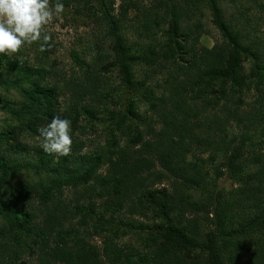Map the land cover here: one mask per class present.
Instances as JSON below:
<instances>
[{
    "label": "trees",
    "instance_id": "obj_1",
    "mask_svg": "<svg viewBox=\"0 0 264 264\" xmlns=\"http://www.w3.org/2000/svg\"><path fill=\"white\" fill-rule=\"evenodd\" d=\"M91 1L62 0L65 13L71 10L69 13L78 16H98L100 12L108 22L107 34L114 43L116 60L113 65L122 76V94L109 92L110 82L103 77L99 57L84 77L72 75L62 86H52L48 56L52 42L43 52L34 43L17 55L0 56L6 75L29 70L24 76L38 77L30 103L4 101L6 110L17 116L19 123L0 134V185L7 184L20 169H32L41 178L39 187L20 192L12 213L21 217L9 218V225L0 230V264H132L116 240L125 235L128 225H135L136 221L129 219L134 214L163 219L156 224L157 235L163 241L156 244L154 264L235 262L241 237L252 231L264 233V159L257 153L247 157L245 150L258 132L264 136V53L248 41L246 33L233 22L236 18L224 17L220 0H123L117 14L110 11L106 0H98L100 8H93ZM204 6L211 11L223 37L213 47L199 45L203 34L199 21L183 26L186 18ZM131 10L135 12L132 17ZM132 20L137 23L130 25L141 31L163 28L160 43L141 52L128 43L124 33ZM28 49L34 57L43 58L30 64L24 57ZM249 60L250 72L246 73L245 62ZM214 62L219 68L202 71L203 64ZM137 65L152 72L147 81L136 78L133 67ZM151 79L154 87H149ZM0 81L7 84V77H0ZM162 84L169 94L158 96L155 88ZM251 91L260 94L257 110L242 113L238 107L229 106L223 117L217 112L205 115L213 101L215 106L228 94L235 104H246L245 96ZM113 96L121 100L118 111L107 108ZM61 97L67 100L66 105ZM142 100L157 117L156 125L148 126L147 131L139 111ZM101 113L116 137L108 141L107 147L100 145L83 154L86 141L76 132H96ZM54 116L72 122L69 156L56 158L42 147L29 148L21 142L23 138L39 137L38 129ZM234 120L244 125L241 144L234 143L226 131L229 124L234 126ZM117 130L122 134L127 131L141 148L131 153L130 148L121 146ZM32 150L37 159L17 160L18 153ZM208 151L207 160L222 157L225 173L240 184L228 190L227 197L210 187L221 176L209 183L198 155ZM189 156L197 157L196 161ZM84 161L89 164L85 171ZM104 163L108 168L99 173ZM163 179L170 181L174 195L156 188ZM181 187L202 192L206 201L183 202ZM32 197L37 202L26 203ZM237 210L241 213L235 223ZM201 211L205 212L203 222H207L203 230L198 225L202 218L192 216ZM127 217L131 221L126 222ZM93 235L102 238L101 246L92 243ZM260 243L250 264H264V238Z\"/></svg>",
    "mask_w": 264,
    "mask_h": 264
},
{
    "label": "rangeland",
    "instance_id": "obj_2",
    "mask_svg": "<svg viewBox=\"0 0 264 264\" xmlns=\"http://www.w3.org/2000/svg\"><path fill=\"white\" fill-rule=\"evenodd\" d=\"M151 0H146L150 2ZM155 1V0H152ZM123 0H106L107 6L110 11L117 14L120 11V6L122 5ZM221 7L223 8L224 17L226 19L236 18L234 23L238 24V27L241 28L247 35L248 41L253 45V47H260V51L264 53V0H220ZM90 5L93 8H100L98 0H92ZM63 14L62 20L53 21L48 27L47 31L51 33L52 47L48 53L49 60L52 63L51 66V80L50 84L52 86L58 85L62 86L65 82L68 81L72 75H80L84 77L89 70L91 71L92 62H95V59L99 57V67L102 70L103 77L107 79L110 84L107 86L109 92L114 93L119 91L120 94L123 93L122 86V76L115 64V52L113 50V42L108 37L109 24L105 18L102 17V14L99 12V15H94L89 13L88 15L84 14L78 16L73 13ZM135 12L130 11V16ZM200 22L203 30V34L200 38L199 45H205L207 47H213L216 43L222 42V35L217 27L214 25L212 20L211 11L208 7L204 6L198 10V12L192 16L185 19L183 26L190 25L192 22ZM137 23L136 20L129 22V28L125 31L124 36L127 39L128 43L133 44V47L139 49V51L148 50L149 48L157 45L161 41L162 29H152L151 32L141 31L136 29L135 26L130 24ZM166 25H163L165 27ZM3 56V55H0ZM24 57H28L30 64L35 65L38 63L40 58H43L42 55L34 57L31 49H28ZM112 65V66H110ZM251 60L245 62L246 73L250 72ZM219 68V63H206L202 65V71L204 73ZM97 69V68H96ZM29 70H24V72H13L10 76L6 75L7 71L4 66H0V77H7V84L0 81V134L5 132L10 125L18 124L19 118L15 115H12L6 110V104L4 101H17L30 103V97L32 90L34 89V83L38 77L34 76L28 78L24 74H29ZM133 71L138 80L149 79L151 71L144 65H137L133 67ZM146 75H148L146 77ZM159 75V74H157ZM156 75V76H157ZM38 76V75H37ZM162 78V77H161ZM150 81V80H149ZM160 82H163V79H160ZM151 87H154V83H148ZM261 89H264V84L261 86ZM155 93L158 96L168 95L169 91L165 86L159 85L155 88ZM219 94V93H218ZM249 96H245L246 104L240 102H234V99L231 95L228 94L227 98L218 99L216 101L218 104L213 101L212 106L208 108L205 115H214L216 112L220 117H223L224 114H227L226 110L229 106H232L233 109L238 107L242 113L250 112L252 108L260 106L257 103L258 98L260 99V94L258 91L248 92ZM247 94V95H248ZM30 96V97H29ZM115 99L107 105V108L110 111H118L121 103L119 97L113 96ZM261 99L264 101V97L261 95ZM61 101L66 105L67 100L61 97ZM143 103L139 106V111L141 113V123L145 131H147L148 126L156 125V116L154 111L151 110L148 103L142 100ZM254 102V103H253ZM201 103V101H200ZM232 104V105H231ZM256 109V108H255ZM257 110V109H256ZM104 113H101L100 119H98L99 124H96V132L89 130L87 134L81 132H76V135H79L81 138L85 139L86 144L82 148L81 153H86V151L92 152L94 148L105 145L108 146V141H112L116 136L113 135V130L109 122H106L104 119ZM102 117V118H101ZM234 126L229 124L227 127L229 137H232L237 144H241L240 140L244 134L242 130L244 125L243 123H238L234 120ZM72 130V135H73ZM119 137V143L121 146H126L130 148L131 153L134 150L141 148V145L138 142H135L133 138L127 136V131L124 134L120 130L116 131ZM235 136V137H234ZM22 144L26 147L29 145V148L32 147H41V138L36 136L32 140L30 139H21ZM246 155L249 157L253 153L261 154L264 159V136H261V132H258L252 141H250L249 146L245 148ZM34 151L24 152L23 154H17L16 158L19 162H23L24 158H28L31 161L37 159L34 156ZM208 152L198 153L201 158V164L208 173V181L212 184L215 181V178L220 175L215 186L216 194L221 197L229 196L228 190H232L233 187H240V184L233 182L230 176L225 173L226 167L223 163V158L219 157L216 161H208L209 158ZM192 160L196 161L197 157L189 156ZM94 162L91 166H94ZM89 164L83 163V170L85 171ZM160 166L158 165V169ZM256 165L254 166V168ZM108 168V164L104 163L99 166V173H105ZM221 173H224L221 174ZM41 178L38 177L32 169H20L18 173L12 175L9 178L7 184L0 185V230H4L9 224L7 220L12 218L17 220L20 218L21 214L12 213L15 210V202L20 198V192L24 189H29L33 187H39ZM156 188L167 189L171 195H174V187L170 184V181L165 179L157 182ZM179 191H182L185 194V200L183 198V193H181V200L185 203H191L194 201H206L205 196L202 192H195L191 189H185L181 187ZM176 191L177 193L179 192ZM6 197V199H5ZM36 198L32 197L31 201L26 203L34 204ZM37 202V200H36ZM238 213L235 214L233 221L237 222V215L241 211L237 210ZM191 216V213L187 214ZM199 215L202 220L199 222V227L203 230L206 227L207 222L205 221V212L201 211L199 214H192V216ZM247 215V214H246ZM249 217V215H247ZM136 223L134 226L128 225L127 232L122 238L117 239L120 245L124 248L125 253L132 260V264H154V250L156 249V244L161 243L163 240L157 235V223L163 221L162 218H149L144 217L139 214H134L133 218ZM128 220V217L125 218V221ZM144 225H143V224ZM147 224V225H146ZM263 232V231H262ZM262 232H250L249 234L241 237L240 239V249L238 254V260L229 264H250L254 253L259 249L261 245L260 241L264 238V233ZM92 243L101 246L102 238L99 235H93L90 237Z\"/></svg>",
    "mask_w": 264,
    "mask_h": 264
},
{
    "label": "clouds",
    "instance_id": "obj_3",
    "mask_svg": "<svg viewBox=\"0 0 264 264\" xmlns=\"http://www.w3.org/2000/svg\"><path fill=\"white\" fill-rule=\"evenodd\" d=\"M65 11L62 0H0V55H17L34 43L45 51L51 40L47 27L62 20ZM38 133L47 154L56 158L71 154V120L54 116Z\"/></svg>",
    "mask_w": 264,
    "mask_h": 264
}]
</instances>
